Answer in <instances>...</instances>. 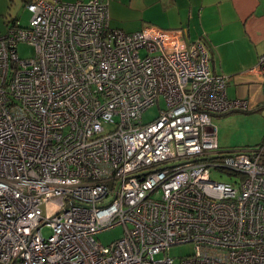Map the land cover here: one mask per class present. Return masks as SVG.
Returning <instances> with one entry per match:
<instances>
[{
    "label": "built area",
    "instance_id": "2783aa9c",
    "mask_svg": "<svg viewBox=\"0 0 264 264\" xmlns=\"http://www.w3.org/2000/svg\"><path fill=\"white\" fill-rule=\"evenodd\" d=\"M26 10L0 35V264H176L182 243L194 253L177 264H264V141L218 147L210 117L249 104L227 98L204 44L112 28L108 0ZM251 72L264 80V53Z\"/></svg>",
    "mask_w": 264,
    "mask_h": 264
},
{
    "label": "crops",
    "instance_id": "0c3cea01",
    "mask_svg": "<svg viewBox=\"0 0 264 264\" xmlns=\"http://www.w3.org/2000/svg\"><path fill=\"white\" fill-rule=\"evenodd\" d=\"M36 1L0 0V35ZM108 11L112 28L181 30L187 44L201 41L211 72L227 79V98L264 106V80L251 72L264 53V0H108Z\"/></svg>",
    "mask_w": 264,
    "mask_h": 264
},
{
    "label": "rangeland",
    "instance_id": "374dc122",
    "mask_svg": "<svg viewBox=\"0 0 264 264\" xmlns=\"http://www.w3.org/2000/svg\"><path fill=\"white\" fill-rule=\"evenodd\" d=\"M30 15L22 9L18 13L19 26H27ZM17 55L20 59H29L34 55V49L26 43L18 44ZM163 99L142 112L141 120L144 124L152 122L158 117L159 111L164 109ZM211 124L216 127L219 148L221 150H231L236 148L254 147L260 145L264 140V106L249 108L246 111H231L223 114L212 115ZM226 171L210 172L213 180L218 182L227 181ZM43 234L47 236L49 229H43ZM124 235L122 225L100 231L94 235V239L102 246H108L113 241L120 239ZM194 248L191 243L172 245L167 249L166 255L172 258L175 263L180 259L193 255ZM162 257V254H160Z\"/></svg>",
    "mask_w": 264,
    "mask_h": 264
}]
</instances>
